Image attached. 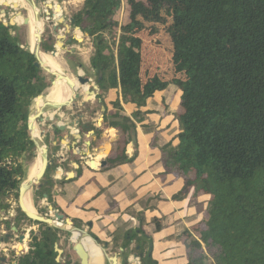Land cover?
<instances>
[{"label": "trees", "instance_id": "1", "mask_svg": "<svg viewBox=\"0 0 264 264\" xmlns=\"http://www.w3.org/2000/svg\"><path fill=\"white\" fill-rule=\"evenodd\" d=\"M126 3L131 24H121L116 18L121 0H83L72 15L73 25L93 47L89 64L100 104L104 110L107 105L114 108L113 113L104 112V126L128 136L135 122L146 118L148 113L141 108L155 89L170 81L181 85L182 110L176 114L178 142L161 148V162L164 173L183 179L182 188L172 199L183 198L190 189L194 195L207 196L201 221L182 233L186 264H264V0ZM165 15L171 18L170 25ZM143 19L161 22V31L172 37L173 66L182 73L172 78L156 72L151 87L143 84L141 77L142 38H117V30L143 29ZM11 28L0 22V209L5 210L9 207L6 199L17 198L25 179L21 161H34L35 145L27 118L32 101L47 87L43 70L34 65V55L10 33ZM41 49L50 52L53 47L44 40ZM111 89L118 93L107 101L106 93ZM121 103L134 104L130 117L122 114ZM89 129H93L90 145L94 147L103 129L90 124ZM111 141L119 142L115 155L107 159L111 165L134 160L135 155L129 157L125 147H120V136ZM44 142L47 149L52 148L48 138ZM78 156L74 155L79 165L77 176L81 173ZM88 163L91 167L103 165L90 156ZM59 168L54 159L34 188V205L41 213L39 199L43 193L50 198L52 173ZM17 212L19 218L25 217L19 209ZM30 221L38 228L29 232L27 252L8 263L57 264L54 245L60 235L70 233ZM138 231L146 236L141 226ZM73 238L72 252L85 246L89 264V246ZM144 262L158 264L150 255ZM62 264L80 263L66 260Z\"/></svg>", "mask_w": 264, "mask_h": 264}, {"label": "crops", "instance_id": "2", "mask_svg": "<svg viewBox=\"0 0 264 264\" xmlns=\"http://www.w3.org/2000/svg\"><path fill=\"white\" fill-rule=\"evenodd\" d=\"M12 1L18 3L17 8L12 7ZM51 1L49 3L43 2L45 6L44 14L48 16L51 11L56 21L57 19H63L64 21L59 23L61 25L57 35L54 32V26H51L53 33L52 31L50 33L57 39L56 44L58 42L61 45L68 42L80 43L83 40L80 35L83 33L80 30H75V26L71 24V19L65 16L66 11H69L67 8L69 0L61 3ZM122 6L119 9L124 10L123 24H131L129 7ZM7 7L12 8L14 15L20 10L21 16L18 17H23L24 23L18 24L21 23L17 21L18 17L14 15L12 17H14L15 25L27 26L29 32L28 48H30L29 9L26 7L24 0H1V18L5 15L1 11L5 10L6 12ZM26 11H28V15L25 17L28 18L22 15V12ZM167 17L165 15L166 23L170 25L172 23L171 18ZM67 19L70 24L66 23ZM139 19L141 21L142 18L139 17ZM143 22V29L133 27L125 31L117 30V38L130 36L142 38L143 62L141 77L143 84H149L150 87L154 85L155 82L152 78L156 75V72L164 77L172 78L182 75L174 69L172 37L161 31V22L150 21L148 23L144 19ZM85 39L89 40L88 37ZM40 50L42 51V49ZM84 90L83 88L79 96L82 97L78 103L79 108H76V103H73V105L68 106L69 109L67 110L70 111L68 115L63 112L60 116L57 114L55 118L59 117L63 121L60 122L61 124L50 122L53 119L46 122L51 124L50 130L52 133V139L50 140L52 148L47 149L46 147L48 160L53 161L56 159L60 164V171L56 174L52 173L53 184L50 188V198L48 199L43 193L42 198L46 201L42 204L45 206L41 207L39 203L38 206L44 210V214L47 216L69 218L74 226L78 225L76 227L86 230L91 236L95 237L101 246L106 244L112 250L111 252L107 250L108 256L111 254V256L116 255L118 264H141L139 261H144L147 255L155 259L158 264H186L182 233L185 229H191L201 221L207 196L194 195L192 189H190L183 198L172 199V196L182 188L183 179L175 173H164L160 151L166 144L175 145L178 142L176 135L179 126L176 114L182 110V86L170 81L163 87L155 89L151 96L147 98L145 106L141 108L142 111L148 113L146 118L135 122L134 131L128 136L120 129L103 126L105 122L102 120L99 126L103 129L100 141L94 147H89L91 145L86 144V141L92 139L93 129H89L86 123L82 121L87 116L88 111L77 113V117L70 120V116H73L75 109L78 112L81 111V107H84L86 102L100 104V99L97 97L98 89L88 99V94ZM117 93L118 90L116 89L109 90L106 93V100H114ZM121 105L122 114L130 117L135 109L134 104L121 103ZM106 109L104 110V106L100 105L99 109L92 110L89 117L93 123H90V125H97L100 117L103 118L104 112H114L111 105H107ZM63 110L64 108L59 111ZM37 121L39 122V120H36L35 124ZM79 124L82 127L86 126V133L83 132V136H86V138L79 135L81 132L79 127L77 128ZM60 126L62 129H59ZM63 131L72 134V138L64 135ZM90 131L92 133H89ZM62 134L63 136L60 137L59 135ZM118 135L120 136V147L124 146L126 154L129 157L135 155V158L130 163L111 165L107 159L113 157L117 149V144L112 143L111 138L113 136L118 137ZM123 138H126V140L123 141ZM72 141H76L75 152H71L67 148ZM81 145L84 148H81ZM79 150L82 153L78 157L82 161L80 162L81 173L77 176L76 169L79 168V165L75 168L77 164L75 161L71 162V158L76 154L79 155ZM88 156L94 159L98 158L100 161L105 159L107 164L102 167H91L88 163ZM72 167L73 177L66 179L65 176ZM56 178H61V181H56ZM30 190L28 194L31 205L38 211L34 205V199L32 200L30 196ZM6 203L9 207L6 210L0 209V238L7 232H11L13 235L11 243L0 244V255L4 256L5 264L9 261V255H13L12 262H14L15 258L18 257L17 252L19 256L27 252L29 232L30 230L35 231L31 227L35 225L30 221L31 219L26 216L24 218L18 217L17 209L20 210L18 196L17 198L9 197L6 199ZM18 221H20V224L17 225L19 232L15 234L12 232V226H15ZM140 226L146 236L138 231ZM20 234H25V239L21 243L18 242L17 238ZM19 245L22 247L21 250L18 249ZM130 245H134V250L131 253L132 258L127 260L129 255L126 256L124 251ZM7 249H11L12 253L7 254ZM76 260L81 264L78 256ZM98 260H100L99 257ZM101 260L103 261L102 258ZM142 264H145V262Z\"/></svg>", "mask_w": 264, "mask_h": 264}, {"label": "water", "instance_id": "3", "mask_svg": "<svg viewBox=\"0 0 264 264\" xmlns=\"http://www.w3.org/2000/svg\"><path fill=\"white\" fill-rule=\"evenodd\" d=\"M1 1V0H0ZM27 8L30 10L31 12L34 13L35 18L37 20L38 23H40V28L36 37V42H35V47L34 48H28V50L34 55L36 61L34 62V65L37 67H40L43 71H45L46 73H48L49 75H51L53 77V81L51 82V84H56V83H61L65 88H67V90L69 91V97L67 100L60 102V103H56L48 108H46L43 111H40L38 113V115H33L31 112H29L28 114V118H27V126H28V130L31 134V139L35 145V154H34V163H36L37 158L41 157L40 160V169L39 172L37 173V175L35 176V178H33L30 182H28V184L26 185L25 181H27V173L25 174L26 176V180H24L21 184H20V188H19V194H18V201H19V208L20 210L25 214L26 217H28L31 220L34 221H38V222H42V223H46L48 226L51 227H55L58 228L62 231L68 232L70 233L72 236L78 237V238H89L91 240V242L97 246V250L99 252V255L101 256V258L103 259V261L106 262V264H118V258L116 255L114 256H108L107 254V250L108 251H112L109 247H107L106 244H104L103 246H101L97 239L93 236H91L86 230L78 228L76 226H74L72 224V222L69 220V218H66L63 216V218H53L52 216H43L41 214H31L28 211L25 210L23 204H22V193L24 191L25 188H30L31 190L35 187V186H39L40 182L45 174V171L47 168L50 167L52 161L48 160V155H47V149L45 147L44 150H42L41 152V146L39 144L38 139L33 135V131H32V122L33 120H35V118H42V115H50L48 118H46L43 122L45 121H50L52 119H54L57 116V112L59 110H61L62 108H65L67 106H71L73 105V102L75 99H77L80 96V88H84V92L86 94H88L87 99L94 94V91H96L97 85L93 84V81L91 78L87 77V76H82L81 74H77L76 75V79L70 78L68 76H66L64 73L60 74L57 73L55 71H52L50 67L46 66V64L43 62V60L41 59V57L39 56V49H41V44H42V32H43V18L40 14V10L37 7V3L38 0H24ZM11 5L13 8H17L18 7V3L16 1H12ZM2 14H5V10L1 11ZM15 17L21 16V12L20 10H18L15 15ZM28 18V17H25ZM0 22L4 25V26H14L15 20L14 17H11L8 21H5L1 18L0 16ZM58 23L63 22V19H57ZM71 24H74V20L73 18H71ZM75 30L79 31L78 27H74ZM60 27L58 26H54V32L57 35V30H59ZM59 44V42H58ZM47 54H50L52 57L55 56L56 54V50H52L50 53L48 51H44ZM90 87L92 88V90H90ZM103 118L100 117L98 123H97V127H99L102 123ZM59 129H62L61 126ZM89 133H92V131H90ZM68 138H72V134L68 133L65 134ZM79 135L83 136L84 133L80 132ZM88 135V134H87ZM63 135H60V137H62ZM118 140H119V135H118ZM86 144L89 145L90 142L86 141ZM116 144L118 145L119 142L116 141ZM75 145H76V141H72V143L70 145L67 146V148L71 151V152H75ZM40 153H42L40 155ZM40 155V157H39ZM74 156H72L71 158V162H74ZM103 165L105 166L107 164V160L103 159L102 160ZM32 166V165H31ZM72 166V165H71ZM78 167V164L75 165V168ZM59 169L54 170V173L56 174L57 172H59ZM73 177V167L70 168V171L67 173V175L65 176L66 179H70ZM56 181H61V178H56ZM25 183V184H24ZM46 194H44L45 196ZM63 219V220H62ZM20 224V221L17 222V224L15 226H12V232H14L15 234H17L18 228L17 225ZM12 235L13 233L11 232H7L3 237L0 238V244H9L11 243L12 240ZM18 238V242L21 243L23 241V239H25V234H20L17 236ZM21 245L18 246V249L21 250ZM54 249L56 251V257H55V261L57 264H62L66 261V259H62L61 260V254L63 252V250L61 248H58V244L56 243L54 245ZM7 254H11L12 250L11 249H7L6 250ZM79 257L81 264H87V261L89 260V251L85 248V246L81 245L79 246V249L77 250L76 253H73L72 250L70 253L66 254L67 260L69 261H73L76 260L77 256ZM4 256L0 255V261H4ZM61 261V262H60Z\"/></svg>", "mask_w": 264, "mask_h": 264}, {"label": "rangeland", "instance_id": "4", "mask_svg": "<svg viewBox=\"0 0 264 264\" xmlns=\"http://www.w3.org/2000/svg\"><path fill=\"white\" fill-rule=\"evenodd\" d=\"M50 1L51 0H38V3H37V7L39 8L40 14H41V16L43 18V32H42V36H41L42 41L46 40L49 44H51L53 49L56 50V54H55L56 57L55 56H53V57L58 61V64L60 65L63 73L66 76H68L70 78H73V79H76V75L77 74H81L82 76H87V77L91 78L92 81H93V84H96L95 81H94V77L91 76V75H93V70L91 69L90 64H89V59H90L92 51H93V47L91 48L90 41L88 39H85L86 37L83 34H81L80 36L83 37V40L80 43H70V42H68V43H65L63 45H61V43L56 44V40L57 39L52 34L53 31L51 30V28H52L51 26H55L56 25L57 27L58 26L60 27L61 24H59L53 18V15H54L53 12L50 11V15H48V16H46L44 14L45 13L44 12L45 6H44L43 2L49 3ZM54 1L61 3L63 1H65V0H54ZM82 1L83 0H69L67 2V4H69V6H67L69 11L68 12L66 11V13H65L66 15L65 16H67V18L71 19L72 15L81 8ZM51 2H53V1H51ZM121 5H123L124 7L127 6L126 0H121ZM13 15H14V11L12 10V8L7 7L5 15H3L4 17L2 19L5 20V21H8V19L10 17H12ZM22 15L25 17L26 15H28V11L22 12ZM18 18H21V20H22L21 23H18V24H22V23L25 22L23 17H18ZM116 18L119 20V22L121 24H123L124 18H125L124 10L118 9V11L116 13ZM66 23L70 24L68 19L66 20ZM11 27L12 28L10 29V33L13 36H16L18 38L19 42L23 45V47L28 48L29 32L27 30V26L23 25L22 27H20L18 25H15V26H11ZM59 30H57V32ZM50 31H52V33H50ZM43 73H44V76H45V81L47 83V87L46 88H48L51 85V82L53 81V77L51 75H49L48 73H46L45 71H43ZM79 90H80V93H81L82 92V88H80ZM90 90H92V88ZM45 92H46V90H45ZM44 94L45 93H43L42 95H39V97H36L32 101V104L30 106V112L33 109V107L35 106L37 100L39 98H41ZM61 98H63V96L60 97L58 100H60ZM81 99H82V97H78L77 99L74 100L73 103H76V106H77L76 108H79L78 107V103L81 101ZM58 100H56V101H58ZM100 105L101 104L86 102L84 104V107H81V111L78 112L77 109H75V112H74L73 116H70L71 117L70 120H72L73 118H76L77 117L76 116L77 113L85 112L87 110L88 114L86 113L87 116L82 121L84 123L88 124L87 126L89 127V124L93 123V121H91L90 117H89L90 113L92 112V110L99 109ZM67 109H69L68 106L65 107L63 111H59L57 114L60 116V114H62V112H63L66 115H68L70 111L67 110ZM46 122L47 121L40 123V122L37 121V123L35 125L37 130H38L39 135H41V138H42V141H43L44 145H45L44 138H48L49 140L52 139V135H51L52 133H51V130H50L51 124H48ZM50 122H53V123L57 124V123H60V122H63V121L61 119H59V117H57V118L53 119ZM55 126H57V125H55ZM93 126L97 127V125H93ZM103 126H104V124H103ZM78 127H79V130H81V132L86 133L85 132L86 129H87L86 126H84L85 130H84L83 127L80 128V125H78L77 128ZM63 134L65 135V134H67V132L63 131ZM82 138H86V136H82ZM117 139H118V137H117ZM90 141H91V139H90ZM99 141H100V138L98 140H96V144ZM80 147L84 148L83 145H81ZM89 147H91V146H89ZM51 150L53 151V149H51ZM79 152L78 153H79V156H80L82 151L79 150ZM90 153H91V151H90ZM85 157H86V155H85ZM81 161H82V159H81ZM21 163L24 166L25 174L27 173V171L28 172L30 171L31 165H33L32 163L31 164H26L23 161H21ZM30 192H31L30 196H31V198L33 200L34 197H35V189L30 190ZM45 201L46 200L44 198H40L39 202H38L39 206H41V207L45 206V205L42 204V202H45ZM24 206H25V204H24ZM25 208H26V206H25ZM34 211L36 213H39L38 211L35 210V208H34ZM39 214L45 215L44 213H39ZM48 215H49V212H48ZM45 216H47V215H45ZM26 224H28V222H26ZM31 227L34 228V230H37V225L31 226ZM73 237L74 236H72L71 234H70V236H66L64 234L60 235V240L58 241V245H59V247L61 249H63V252L61 254V260L63 258L67 260L66 254L70 253V250L72 249V247H73V245L75 243V239ZM90 250H91V248H90ZM132 250H134V245L128 246L127 249L124 251V254L126 256L129 255V256H127L128 257L127 260L129 258H132L131 257L132 256V254H131ZM12 257H13V255H9L8 256V258H9L8 260L9 261L13 260ZM74 261H77V260H73V262ZM127 263H128V261H127ZM139 263L142 264V263H144V261L140 260ZM90 264H103V263L100 260H98V257L93 255L91 257Z\"/></svg>", "mask_w": 264, "mask_h": 264}, {"label": "bare ground", "instance_id": "5", "mask_svg": "<svg viewBox=\"0 0 264 264\" xmlns=\"http://www.w3.org/2000/svg\"><path fill=\"white\" fill-rule=\"evenodd\" d=\"M23 3V2H22ZM18 22H21V19L17 20ZM29 24H30V48H34L35 47V42H36V37L40 28V23L37 22L35 15L33 12H31V9L29 10ZM40 24V25H39ZM34 27H33V26ZM39 56L41 57V59L43 60V62L46 64V66L50 67L52 71H55L57 73L63 74V71L60 67V65L58 64V61L52 57L50 54L45 53L44 51H41L39 49ZM56 57V56H55ZM45 94L39 98L35 104V106L33 107V109L31 110V113L33 115H38V113L40 111L45 110L46 108L56 104V103H60L63 102L65 100L68 99L69 97V91L67 90V88H65L61 83H56V84H51L48 88H46V92H44ZM60 100H58L60 97H62ZM39 97V96H38ZM58 100V101H56ZM50 115H42V118H35V120H33L32 122V131H33V135L38 139L39 144L41 146V152L42 150L45 149V145L42 141L41 136L38 133V130L36 128V120H39L40 123H42L46 118H48ZM42 153H40L41 155ZM39 155V157H40ZM40 158H37L36 163H34L29 171V174L27 175V181H25L26 185L28 184V182H30L33 178H35V176L37 175V173L39 172L40 169ZM26 180V179H25ZM24 183V184H25ZM30 190V188H25L23 193H22V204L25 208L26 211H28L31 214H38L34 211L33 206L31 205V200L29 198V194L28 191ZM31 193V192H30ZM35 212V213H34ZM82 240H84L86 242V244L91 248V250L93 252V255L98 256L99 259L101 260V257L99 255V252L97 250V246L94 245L91 240L89 238H80ZM102 261V260H101ZM103 264H106L105 262L102 261Z\"/></svg>", "mask_w": 264, "mask_h": 264}, {"label": "flooded vegetation", "instance_id": "6", "mask_svg": "<svg viewBox=\"0 0 264 264\" xmlns=\"http://www.w3.org/2000/svg\"><path fill=\"white\" fill-rule=\"evenodd\" d=\"M18 19H21V18H18ZM22 21V20H21ZM41 136V135H40ZM89 249H90V247H89ZM91 252V251H90ZM92 256H93V254H92ZM16 259V258H15ZM5 261V260H4ZM12 261V260H11ZM10 262V261H9ZM8 263V262H7ZM9 264V263H8ZM90 264V263H89Z\"/></svg>", "mask_w": 264, "mask_h": 264}, {"label": "built area", "instance_id": "7", "mask_svg": "<svg viewBox=\"0 0 264 264\" xmlns=\"http://www.w3.org/2000/svg\"><path fill=\"white\" fill-rule=\"evenodd\" d=\"M16 255L19 256V253L17 252ZM7 264H8V263H7Z\"/></svg>", "mask_w": 264, "mask_h": 264}]
</instances>
